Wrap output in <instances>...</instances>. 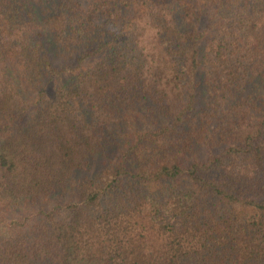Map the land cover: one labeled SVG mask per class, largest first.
<instances>
[{
    "label": "trees",
    "instance_id": "trees-1",
    "mask_svg": "<svg viewBox=\"0 0 264 264\" xmlns=\"http://www.w3.org/2000/svg\"><path fill=\"white\" fill-rule=\"evenodd\" d=\"M0 264H264V0H0Z\"/></svg>",
    "mask_w": 264,
    "mask_h": 264
}]
</instances>
